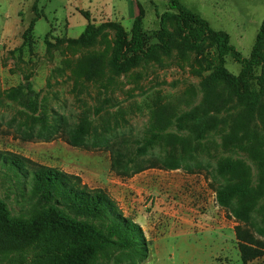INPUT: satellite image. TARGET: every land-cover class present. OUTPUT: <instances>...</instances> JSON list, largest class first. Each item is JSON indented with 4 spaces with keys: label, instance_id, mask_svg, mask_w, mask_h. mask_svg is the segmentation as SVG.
Instances as JSON below:
<instances>
[{
    "label": "rangeland",
    "instance_id": "obj_1",
    "mask_svg": "<svg viewBox=\"0 0 264 264\" xmlns=\"http://www.w3.org/2000/svg\"><path fill=\"white\" fill-rule=\"evenodd\" d=\"M178 2L207 21L213 30L226 32L235 50L249 58L264 20V0ZM94 3L0 0V153L19 155L77 175L88 188L105 191L122 214L143 231L149 255L141 264H242L234 234L236 222L215 201L216 188L225 181L216 173L214 156L226 127L208 132L203 142L206 150L176 170L148 167L159 164L160 146H154L150 156L142 160L145 169L130 178L119 177L110 169L112 146L135 148V142L148 135L158 105L181 114L201 101V82L210 73L204 58L213 51L214 44L205 40L196 50L186 51L177 35L173 18L176 11L168 9L167 0H136L143 11L142 31L151 57L114 75L109 68L115 42L113 30L104 29L91 47L70 44L65 35L67 22L71 21L75 29L69 31L72 38L86 22L82 15L72 17L69 12L76 6L87 10ZM34 19L22 44V35ZM101 24L94 23L96 27ZM121 26L129 33L132 21ZM160 29L173 35L168 55L155 48L158 42L154 33ZM87 57L100 59L90 76L78 65ZM224 68L233 77L241 72V65L230 56L225 57ZM255 75L263 77L264 83V66L258 67ZM26 80L38 93L49 126L51 123L55 127L51 141L37 139L38 128L34 132L25 129L23 110L6 97L10 89ZM233 105H228L220 116L242 108ZM82 116L91 122V130L82 147H72L67 143L68 133ZM240 157L251 165L244 154ZM4 173L0 170V198L13 218L26 216L31 205L19 188L27 190L29 185L23 179L17 185ZM118 259L116 250L106 249L91 264H127L118 263ZM249 264H264V256Z\"/></svg>",
    "mask_w": 264,
    "mask_h": 264
},
{
    "label": "trees",
    "instance_id": "obj_2",
    "mask_svg": "<svg viewBox=\"0 0 264 264\" xmlns=\"http://www.w3.org/2000/svg\"><path fill=\"white\" fill-rule=\"evenodd\" d=\"M167 7L176 11L173 18L177 35L186 51L196 50L205 40L214 44L213 51L204 58L210 73L201 82L202 99L181 114L169 106L158 105L152 113L148 135L136 141L135 148L112 146L110 169L119 177L130 178L145 169L142 160L150 156L154 146H160L159 164L151 163L148 167L176 170L181 163L206 150L203 142L208 132L226 127L214 156L216 173L225 181L216 188L215 201L234 218L240 259L242 264H249L264 256V83L263 77L255 75V70L264 66V20L249 58H243L230 44L226 32L213 30L178 0H167ZM136 9L129 33L116 22L96 27L90 14L80 11L87 25L78 38L68 42L91 47L104 29L113 30L115 42L109 68L112 74L121 75L151 57L142 31L143 11L138 3ZM34 23L35 19L24 31L22 44ZM154 34L158 42L155 48L168 55L173 35L165 29ZM45 44L48 48L46 40ZM227 56L241 65L238 77L224 68ZM99 64V58L87 57L78 65L90 76ZM6 97L23 110L25 129L34 132L38 128L37 139H54L55 127L51 123L49 126L47 111L29 81L10 89ZM231 104L242 108L237 113L220 116ZM91 126L86 116L79 118L68 133V145L82 147ZM0 170L6 171L4 176L14 179L17 185H21V179L25 180L29 189L19 190L31 205L26 216L13 218L0 198V264H91L106 249L118 252V263L141 264L148 258V243L142 229L125 217L102 189H90L77 175L11 153H0Z\"/></svg>",
    "mask_w": 264,
    "mask_h": 264
},
{
    "label": "crops",
    "instance_id": "obj_3",
    "mask_svg": "<svg viewBox=\"0 0 264 264\" xmlns=\"http://www.w3.org/2000/svg\"><path fill=\"white\" fill-rule=\"evenodd\" d=\"M95 3L92 4L87 10L76 6L72 9L70 15L76 17L80 14V11L88 12L90 14L93 23L100 24L104 22H118L121 25L125 22H133V18L137 14L136 0H94ZM135 2V3H134ZM133 3V5H131ZM70 17V16H69ZM36 21V20H35ZM87 25V21L83 24V28L78 32V36L75 38L69 37V31L75 30L72 26L71 21L67 22V28L65 31L66 38L76 39L84 31ZM73 28V29H72Z\"/></svg>",
    "mask_w": 264,
    "mask_h": 264
}]
</instances>
